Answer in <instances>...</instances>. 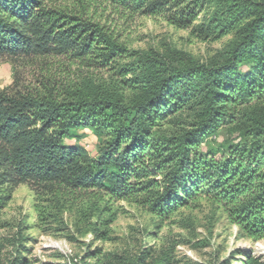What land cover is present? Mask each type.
I'll use <instances>...</instances> for the list:
<instances>
[{
	"label": "trees",
	"instance_id": "trees-1",
	"mask_svg": "<svg viewBox=\"0 0 264 264\" xmlns=\"http://www.w3.org/2000/svg\"><path fill=\"white\" fill-rule=\"evenodd\" d=\"M55 1L0 0V59L66 57L118 69L109 81L46 80L37 92L0 94V210L24 184L48 196L55 214L76 193H92L101 212L124 201L162 220L205 196L239 233L263 240L264 0H75V10ZM90 6L126 21L164 17L183 30L203 15L200 34L231 40L207 62L173 47L131 51L87 16ZM121 59L133 62L121 67ZM226 126L236 136L202 152ZM79 131L96 138L95 156L76 144ZM17 235L6 264H29L27 239ZM145 262L140 254L127 264Z\"/></svg>",
	"mask_w": 264,
	"mask_h": 264
},
{
	"label": "rangeland",
	"instance_id": "rangeland-1",
	"mask_svg": "<svg viewBox=\"0 0 264 264\" xmlns=\"http://www.w3.org/2000/svg\"><path fill=\"white\" fill-rule=\"evenodd\" d=\"M54 5L73 10L77 6L75 0H57ZM86 13L109 29L128 50L136 52L162 54L173 47L207 62L231 40V36H226L213 41L200 34L203 15L183 30L170 25L164 17L126 21L96 6L86 8ZM132 62L121 59L118 65L124 67ZM114 68L89 67L66 57L2 58L0 94L12 97L37 92L46 80L61 85H79L87 79L94 83L109 81L118 66ZM77 136L76 144L95 156L97 140L92 133L79 131ZM235 136L226 126L200 150L217 151ZM220 157L218 153L217 158ZM74 197L71 206L55 214L48 196L41 199L31 186H18L0 210V264H6L11 257L18 233L27 239L28 244L24 245L29 252L23 255L29 264H82V260L83 264H95L96 260L102 264H127L140 254H145V264L162 258L168 264H244L246 253L264 261V239L252 241L243 236L205 196L162 220L133 203L111 202L101 212L103 203L97 202L98 195L76 193ZM93 224L98 230L91 231Z\"/></svg>",
	"mask_w": 264,
	"mask_h": 264
}]
</instances>
